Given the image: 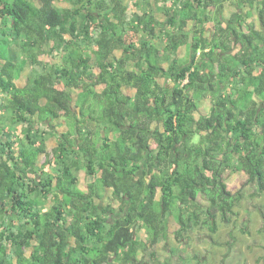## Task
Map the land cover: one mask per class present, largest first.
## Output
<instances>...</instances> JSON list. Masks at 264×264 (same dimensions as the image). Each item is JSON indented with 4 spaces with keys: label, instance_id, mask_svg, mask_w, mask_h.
I'll return each instance as SVG.
<instances>
[{
    "label": "trees",
    "instance_id": "16d2710c",
    "mask_svg": "<svg viewBox=\"0 0 264 264\" xmlns=\"http://www.w3.org/2000/svg\"><path fill=\"white\" fill-rule=\"evenodd\" d=\"M136 6L0 0V264H185L148 251L171 218L182 247L230 226L246 188L264 193V0ZM39 156L38 175L58 160L46 180L29 172ZM108 194L118 211H100Z\"/></svg>",
    "mask_w": 264,
    "mask_h": 264
},
{
    "label": "rangeland",
    "instance_id": "374dc122",
    "mask_svg": "<svg viewBox=\"0 0 264 264\" xmlns=\"http://www.w3.org/2000/svg\"><path fill=\"white\" fill-rule=\"evenodd\" d=\"M129 6V19L134 16V13L139 12L136 4L139 0H122ZM61 6H68L67 2L61 1ZM164 19L163 15H159ZM210 36V34L208 33ZM92 39L98 43V47L107 44L108 34L103 32L94 31ZM98 41V42H97ZM160 47L163 46L157 42ZM90 56L95 61V54L98 47L95 44L91 45ZM180 57L186 58L187 49L183 47L180 52ZM10 56L13 61H20L16 47H11ZM62 62V58H58ZM40 71V68L38 69ZM31 67H27L24 72V80L31 78L33 73ZM132 92V91H131ZM74 96L77 95L76 91H72ZM212 103L211 98L206 97L202 100L199 117L205 116L210 112ZM48 132V150L52 153L53 148L57 145L58 135L52 134L51 128H47ZM20 131V128L16 129ZM53 132V131H52ZM53 159V166L49 171L43 174H37L40 169L38 166H43L46 161L45 156H39L35 166L29 168V172L36 175L37 179L46 180L56 173L54 167L56 166L57 159ZM241 177L239 174L231 173L228 177L230 189L237 191L240 189ZM243 201L235 208L236 215L233 217V222L230 226L219 224L218 232L213 234L205 228H198L191 233V238L182 247L177 242L175 232L178 230L179 225L174 218L170 220L169 233L166 238L162 237L161 232H157L154 240L148 247L150 253H158L163 256V259L174 257L176 259L181 255L180 251L184 250L185 264H264V193L259 194L254 187H248L244 190ZM203 204L204 201H202ZM107 204H111L118 211V204L112 200L110 195L103 202H99L100 211L104 210ZM53 205L52 201L45 202L41 210H49ZM106 209V208H105ZM137 237L140 240L147 241L148 233L142 226L137 227ZM139 264H144L139 263Z\"/></svg>",
    "mask_w": 264,
    "mask_h": 264
}]
</instances>
